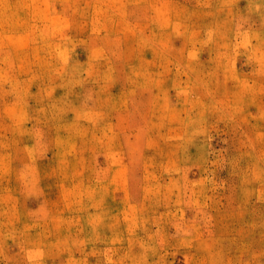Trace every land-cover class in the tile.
I'll return each mask as SVG.
<instances>
[{"label": "rangeland", "instance_id": "1", "mask_svg": "<svg viewBox=\"0 0 264 264\" xmlns=\"http://www.w3.org/2000/svg\"><path fill=\"white\" fill-rule=\"evenodd\" d=\"M0 264H264V0H0Z\"/></svg>", "mask_w": 264, "mask_h": 264}]
</instances>
